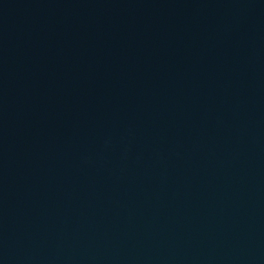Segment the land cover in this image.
Wrapping results in <instances>:
<instances>
[{
  "label": "water",
  "instance_id": "1",
  "mask_svg": "<svg viewBox=\"0 0 264 264\" xmlns=\"http://www.w3.org/2000/svg\"><path fill=\"white\" fill-rule=\"evenodd\" d=\"M0 264H264V0H0Z\"/></svg>",
  "mask_w": 264,
  "mask_h": 264
}]
</instances>
